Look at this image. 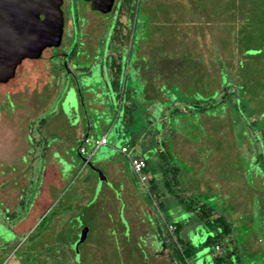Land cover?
<instances>
[{"label": "rangeland", "instance_id": "374dc122", "mask_svg": "<svg viewBox=\"0 0 264 264\" xmlns=\"http://www.w3.org/2000/svg\"><path fill=\"white\" fill-rule=\"evenodd\" d=\"M203 1L205 0H191L188 3L187 0H130L127 6L130 4L131 7L125 11L126 4H123L121 10V0H113L108 12L91 9L81 0H72L69 8L66 1V9H64L67 20L62 28L59 45L45 48L40 59L30 60L38 68L43 67L50 58L51 63L54 60L59 62L57 65L54 61L55 64L53 63L49 69L42 70L57 74L52 79V86L48 83L50 86L46 88L47 94L38 91L37 94L29 95L26 87L28 85L17 92L18 83L24 82L26 77L20 72L15 79L11 78L7 85L0 84V92L12 86L15 93L11 97L12 104L6 101L8 98L4 95L0 96V99L2 98V102L0 101V264H132L131 261L135 262L134 257L127 254L128 250L122 251L117 248V242L121 241V237L118 239V236L127 238L122 240L123 243L130 241L127 228L126 232L120 235L114 228L118 223L126 227L124 222L126 219L118 214V206L125 196L117 192L114 194V200L105 203L107 187L111 188V186L107 182L108 177L104 170L96 166V158L101 148L95 150L93 157L88 155V151L79 156L75 143L69 148L70 169L66 170L71 171L65 173L64 181L52 183L56 177L52 169L46 166V159L43 157L44 147L52 140H47L46 138L49 137L40 133L39 128L36 127L42 124L38 122L40 119L46 120L49 115H45L61 98L64 80L74 83L72 75L79 80L83 74L88 73L89 66L86 65L85 59L89 57L96 62L89 70L98 71V78L105 85V79L108 81L107 84L111 85V78H114L111 71L112 63H121L120 89H109L108 92L112 91L110 97L106 87L107 99L98 103L93 102L95 108L92 110L85 107L82 101L80 102L82 128L86 126L84 112L86 110V117L93 121L94 131L99 136L102 133L100 123H105L108 127L115 120L118 100L123 91L124 105L122 104L119 117L105 143L111 147L110 150L116 159L122 156L128 166L126 156L118 153V147L114 145L121 136L119 134L121 129L124 135L119 141L129 145L131 155L140 153L139 144L143 142H138L137 138L140 134L146 141L148 140L146 144L153 138L151 151L159 150L160 153L157 157L154 155L148 157L147 168L150 175L158 176L160 179L161 168L165 173L167 167H177L185 173V176L192 178L189 180L191 192L188 190L181 192V195L194 202L191 208L204 202L205 208L213 207L215 215L218 212L224 214L231 224L232 233L218 244L217 248H213L212 253L230 250L231 256L237 257V261L234 260L233 264H264V113H262L264 92L259 93L264 89L261 86V83H264V74L263 70L260 72L256 70V59L251 58V61H254L249 63L245 60L250 59L244 56L246 58L243 62L248 69L238 74L236 88L244 94L242 102H235L236 105L231 106L226 99H220L221 93L216 94L217 74H221L222 67L229 66L232 69L229 73L231 78L236 71L233 63L239 56L233 38L237 43L239 42L241 51L239 55L243 50L248 54H256L255 49L264 46V0H235L233 5L232 0H229L227 3L230 7L226 14L223 12L214 15L215 11L212 8L205 10L206 22H211L207 30L203 23L197 27L204 30H190L188 33H184L186 30L183 29L176 30L180 19L189 17L192 11L202 13ZM212 2L214 5L216 0ZM181 7L183 10H180ZM215 9L220 10L219 7ZM178 10L183 13L179 17ZM81 12L83 19L78 17L75 22L76 14ZM70 15L74 19L71 20ZM116 21H120L119 26L123 28L125 25L127 30L125 39L113 33ZM184 23L187 28L192 26L185 19ZM78 26L81 27L80 30ZM157 33L160 36L157 39H161L162 46L158 48L153 46L151 50L162 60L174 59L175 56L179 58L184 48L178 43L175 44L178 49L168 45L173 40L179 39L183 42L182 40L187 38L190 54L185 57L187 61L181 58L183 69H179L177 77L190 76L191 84L180 78L171 79L166 76L162 78L157 72H152L153 78L147 72V77L141 78L138 75L136 79L134 71L138 65L136 54L142 48L140 43L142 42L143 46L152 45L149 42L154 41ZM178 33L181 35L180 38L177 36ZM78 41L84 46L74 47V44H80ZM62 51L66 55L64 63L60 64L59 53ZM191 54L195 55L197 62L190 61L193 58ZM198 56H204L206 62L199 61ZM254 57L258 58L257 55ZM147 65L149 66L150 62ZM203 65L213 68L212 78L209 77L206 69L202 68ZM18 68L17 71H20V68L23 71L22 64L16 69ZM201 72L206 73H202V78H199ZM153 80L154 83L157 80L164 98L157 100V104L154 103L157 98L155 96L142 95L140 97L142 100H138L143 87L146 84L152 86ZM96 84L92 86L95 88ZM140 85H143L142 90ZM122 86L124 89L121 88ZM85 92L86 90L77 92L78 99L83 98L84 101ZM248 94L252 96L245 100L247 97L244 96ZM101 95L104 96V92H101ZM75 96L77 94H70L69 97L75 98ZM29 97L32 102L38 103L36 105L40 108L35 115V121L33 116L27 114L25 105ZM194 99L206 100L204 103L198 101L203 107L202 112L197 110ZM21 109L23 116L22 112L21 114L18 112ZM129 115L131 121L125 119ZM23 138L27 140L25 147H22L21 143L22 140L24 141ZM141 144H145V141ZM30 147H35L34 156L30 153ZM100 155L108 156L109 151ZM126 175L142 206L149 209L148 215L152 219L151 228L157 231V227L161 226H158L160 214L156 212L146 195L144 189L146 183H136L135 175L128 168ZM178 185L181 186L179 183ZM41 187L44 192L39 202L46 205V208L29 228L33 221L31 219L34 210L39 209V206L35 208L33 204ZM114 188L118 189L117 186ZM2 192L4 196L1 195ZM18 194L19 202L12 208L10 200ZM195 198L200 201H196ZM180 206L184 207L183 204ZM180 206L173 207L175 217L168 216V219L182 221ZM129 210L127 208L126 215L129 214ZM187 216L189 221L185 225L181 222L177 232L172 229L173 223L166 224L168 234L170 233L171 240L175 241L177 240L173 235L184 239L188 237L194 246L192 258L187 259L188 264H211L208 262L211 253L200 245L206 231L193 211L187 212L183 217ZM42 217L44 218L41 219ZM130 225L132 231L135 230L132 223ZM81 228L86 229L84 237L80 236ZM21 231L25 233L20 235ZM149 241L150 244L157 243L155 239ZM149 241L144 240V242ZM145 256L143 259L146 258Z\"/></svg>", "mask_w": 264, "mask_h": 264}, {"label": "crops", "instance_id": "0c3cea01", "mask_svg": "<svg viewBox=\"0 0 264 264\" xmlns=\"http://www.w3.org/2000/svg\"><path fill=\"white\" fill-rule=\"evenodd\" d=\"M191 1V0H187V3ZM208 1V2H207ZM227 1L229 0H216V3L213 5L212 0H205L203 1V11L202 13H196L193 12L190 14L189 17H185L184 19L186 21H189V23H191V27L187 28L186 26H184V19H180V21L178 22L179 27L177 26L176 30H186V32L184 31V33H188V31L190 30H204L201 27H197L198 25L202 24L205 25V30H207L206 28L209 27L208 25H211V22H206L205 19V10L208 9L210 10L211 8L214 9L215 14L214 15H220L224 12V14H226L228 12V8L230 7V4L227 3ZM235 0H232V5L233 2ZM231 2V1H230ZM183 7V6H182ZM180 8V10H183V8ZM219 7L220 10L216 11L215 8ZM224 7V9L222 8ZM177 14V16H181L183 13L180 12ZM223 10V11H222ZM212 11V10H211ZM209 12V11H208ZM186 13V12H184ZM158 15V12H157ZM201 15V16H199ZM234 15V14H233ZM180 24H182L183 26H181ZM156 32V31H155ZM158 32V30H157ZM178 38L181 37V35L178 33ZM159 33L156 34V37L154 39V41L149 42L152 45H145L142 44L141 41H139V43L142 45L141 50L136 54V59L138 61V65H136L135 67V74H136V79H138V75L142 78L144 76L147 77V72H149V76L153 78V74L154 73H160V77L165 78L164 76H166V78H171V79H178L180 78V80H184L185 81H189V79H191L190 76H181L182 77H177L178 76V71L179 69H183L181 67V63L180 60L182 58V60L187 61L185 59V57L187 55L190 54V50L187 47L188 42L186 41L187 38H184L181 42L179 39L177 40H173L171 44H169L168 46H170L171 48H176L178 49V46H175L176 43H178V45L180 47H183V51L182 54L180 55V57L178 58L177 56H175L174 59H169V58H165V59H161L160 56L158 55H154L153 51L151 50V48L154 47H159L162 46L161 43V39H157L159 38ZM175 39V38H174ZM80 42V41H78ZM83 43L81 44H74V47H83ZM166 47V45H164ZM70 47V45H69ZM186 47V48H185ZM193 55V54H191ZM197 56V55H196ZM177 57V58H176ZM204 56H198L199 61L202 60L204 62H206V60L203 58ZM188 58V57H187ZM195 55H193L192 60L190 61H196L195 60ZM150 59V61H149ZM197 59V58H196ZM85 62L87 66H89V68L87 69V71L96 63L93 61L92 57H89L87 59H85ZM150 62V65L148 66L147 63ZM197 62V61H196ZM94 63V64H93ZM121 65V63H119ZM102 66V64H101ZM34 67H36L33 71H29L26 75L24 82H22L21 84L18 83L17 86V92H20L21 89L23 90V88L28 87V94L29 95H33V94H37L38 91L40 93L43 94H47V89L51 84L52 86V79L53 77H56V73H52L47 72V71H40L37 69V66L34 65ZM202 68L206 69L209 77H211L212 75V67H208L203 65ZM201 69V67H200ZM154 72V73H152ZM19 71H16L14 77L12 79H15L18 75ZM104 75V72H102ZM202 73L205 74L204 72H201L199 74V78H202ZM218 75V74H217ZM121 76V72L119 77ZM213 77V75H212ZM211 77V78H212ZM157 78V77H156ZM196 79V77H193ZM126 80V77H125ZM158 80V78H157ZM157 80L154 83L153 80V85L149 86L148 84H146L144 87L143 85H140V89L142 90L143 87V92L141 91L139 93V98L136 97V99L138 98V100L140 99V97H142V95L145 96H155L157 98L156 101H154L155 104H157L156 102H158L157 100L159 99H163L164 97L162 96V92L160 90V86L157 82ZM169 80V79H168ZM197 80V79H196ZM106 82H108L105 79ZM189 83L191 84V81H189ZM80 91L82 92V90H85V88L83 87H79ZM121 88L124 89V86H122ZM63 92L61 93V98L59 99L58 103L54 106V108L52 110L49 111L48 114H46L45 116L49 115L46 120L40 119L38 122H42L41 125H36V127L39 128V132L46 135L49 138H46L47 140H52L50 141V144L46 147H44L43 152H44V158L46 159V166L48 165L51 169L53 174L55 175V179H53L52 183L54 182H62L64 181L63 176H65V173L70 172L71 170L67 171L66 169H70V162L69 159L71 158L69 155V148L71 146H73L75 143L77 145V148H79V146H83L84 148V152L81 154L78 152L79 156L84 155V153L86 151H88V155L89 156H94V152L97 149L101 148V151H99V155L96 158V166L97 167H101L104 170V173L106 174V176L108 177V184L111 186V188L107 187V196L104 198V201L106 204H108V202L110 200H114L115 197V193L119 192L121 194V196H125L123 201H121L122 199H119L121 201L120 205L118 206V214L123 215L124 218L126 219L125 225L126 227H123L121 224H117L114 228L116 230V233H119V235L122 233L126 232V228L128 229V234H129V240L130 241H126L125 243L122 242L123 239H125V236H118V239H120L121 237V241L117 242L118 244V249L122 250V251H127V254H130L131 256L134 257V261L131 263L132 264H175V262L173 261L171 255H170V249L167 247L166 245V241L163 240L162 236L167 238L168 241H171V234H168V230L166 227V224H170L175 222L174 219H168V216H172L175 217V211L173 209L174 206H180L181 204L178 202L177 198H175L174 196H172L171 194H169L168 192H166L163 188V184H162V178H158L152 177L150 175V172L148 171L147 168V160L148 157H151L152 155H154L155 157L159 156L160 151L157 150L152 152V141L153 138H151L152 140L150 141V143H147L143 136H141L142 134H140V136L137 138L138 142L144 143L145 144H139V143H135L136 145L139 144V149H140V153H134L137 156L142 157L143 159H145V163H146V167L144 170V173L146 175V180L144 182V186H145V192L146 195L148 196V198L150 199V203L155 207L156 212H159L160 214V221L158 222V226H163L164 227V231L162 230V227H157L158 230L154 231V229L151 228V217H149L150 215H148L149 209L148 208H144L138 198V195L134 192V189L132 188V184L130 183V180L128 179L127 175H126V168H128L129 171L132 172L130 165L128 163V166L126 165V163L123 160V157L121 156L120 158L116 159V156L114 154H112L111 152V147L106 145V141L108 138L109 133L111 132V129L114 125V123L116 122L117 118L119 117L118 115L120 114V111L122 109V104L124 105V99H123V91L120 94V98L118 100V108H117V112L116 115L114 117V121L111 122V124L106 127L105 123H100L101 125V129H102V133L97 136V133L94 131L93 128V121L91 119L88 118V116L86 117V110H84L85 112V122H86V126L83 129L82 128V124H81V117L79 114L80 111V102L82 101L83 104H85V107H88L90 110H92L93 108H95V105L93 102H101L98 101L93 95H91V93L85 92V95L83 98L78 99V93H77V86L75 83L72 82H68L67 79L64 80V85H63ZM69 91L71 94H77V96H75V100H76V105H77V111H78V119H75V113L73 110L66 108V106L64 105V96L66 94V92ZM114 96V95H113ZM128 98V97H127ZM154 98V97H153ZM115 100V97H114ZM142 100V99H140ZM127 101V100H126ZM174 101V100H172ZM171 101V103H172ZM126 103V102H125ZM38 103L36 102H32V100H30V97L27 99L26 102V108H27V114L31 115L32 118H34V121L36 120V114L39 111L40 108L37 107ZM24 106V107H25ZM23 109L19 110L18 112H22ZM24 115V113L22 112V116ZM124 115L125 113L122 115V119H124ZM35 116V117H34ZM33 120V119H31ZM158 123V122H157ZM19 127V125H18ZM35 127V126H34ZM120 129V128H119ZM121 136L118 138L117 141H115L114 145H116L118 147V153L119 152V147L122 145H126L128 148L129 145L127 143L121 142L119 141V139H121L124 135L123 130L121 129V132L119 133ZM104 137L105 142L101 143L99 145H97L96 147L94 146V141L98 140L101 137ZM86 138L87 141L84 142L81 138ZM24 139V138H23ZM55 142H54V141ZM27 140L24 139V141L22 140V147H25ZM27 145V144H26ZM91 145V146H89ZM35 146V145H34ZM89 146L88 150L87 147ZM31 151L30 153L35 154V147H30ZM109 151V155H100V154H106V151ZM36 157V156H35ZM126 159V158H125ZM133 173V172H132ZM134 174V173H133ZM135 175V174H134ZM160 177H161V172H160ZM136 178V177H135ZM158 178V179H156ZM25 182L26 180L24 178H22ZM192 178H189V176H185L184 172L180 171V174L178 176V181L179 184H181V188L183 191H190L191 189L190 184H189V180ZM186 180L188 182H186ZM136 183H138L137 179H136ZM158 183L160 185H158ZM51 185V183L49 184ZM114 186H117L118 189L114 188ZM3 190V189H1ZM46 190V189H45ZM117 190V191H116ZM164 191V192H163ZM43 187H41L40 193L38 194V196L35 199V203L33 204V206H39V209L34 210V214L32 215V223L30 226L33 225L34 222H36L37 218H39L45 211V206L44 204H41V202H39L40 198L43 196ZM191 192V191H190ZM193 192V191H192ZM1 195H3V192L1 193ZM4 196V195H3ZM19 194L17 196L14 197V199H11V207L13 208L14 206H16L19 202ZM4 201V200H3ZM7 206H9L7 204ZM32 206V207H33ZM127 208H129V214L126 215L127 213ZM181 210V214L183 212V206L179 207ZM183 218V217H182ZM115 223H117V221H115ZM132 223L133 227L135 228V230L132 231V226L129 224ZM28 228V227H27ZM28 228V229H29ZM26 229V230H28ZM25 230V231H26ZM25 231H21L22 233H19L20 235L25 233ZM18 235V236H20ZM174 239H176L178 241V238L176 235H173ZM127 239V238H126ZM154 240L157 241L156 245L150 244L149 240ZM144 240L149 241V242H144ZM185 240H187V244L188 245H192L191 242L188 240V237H185ZM175 241V240H173ZM131 246V247H128ZM193 246V245H192ZM155 249H157V251H155ZM146 255V256H145ZM143 256H145L146 258L143 259ZM192 258V257H191ZM144 260V262H142ZM141 261V262H140ZM189 262L187 261L186 264H188ZM130 264V263H129Z\"/></svg>", "mask_w": 264, "mask_h": 264}, {"label": "water", "instance_id": "95a60500", "mask_svg": "<svg viewBox=\"0 0 264 264\" xmlns=\"http://www.w3.org/2000/svg\"><path fill=\"white\" fill-rule=\"evenodd\" d=\"M88 1L93 9L101 12H108L113 4V0ZM61 2L62 0H0V83L14 77L22 59L36 60L44 48L59 45L63 26ZM87 72L79 80L72 75L77 92H80L81 86L98 101L107 99L108 94L111 97L112 91L108 92L111 86L107 82L105 85L98 78V71ZM94 84L97 85L95 88L92 86ZM101 92L105 95H101ZM70 94L69 91L66 92L64 105L74 111L77 120L76 100L70 98ZM85 234L86 229L81 228L80 236L84 237Z\"/></svg>", "mask_w": 264, "mask_h": 264}, {"label": "trees", "instance_id": "16d2710c", "mask_svg": "<svg viewBox=\"0 0 264 264\" xmlns=\"http://www.w3.org/2000/svg\"><path fill=\"white\" fill-rule=\"evenodd\" d=\"M129 2H130V0H121L120 9L122 10L123 4H126V6H125V11H126L129 7H131L130 4L127 6V4ZM119 23H120V21H116L117 27H120ZM233 39H234V44H235L236 49H237V56H239L237 61L233 63L236 71L234 72L233 77L231 78L229 76L231 68H229V66H227V64H226L227 68L222 67V70L220 71L221 74L219 73L218 77H217L218 78L217 79L218 80L217 81L218 87H217V91H216L217 92L216 94H218V95L221 93L220 99H223V98L226 99L227 102L231 106H235L236 105L235 102H240L242 100L243 95H244V94H241L237 90L236 86L238 85V79L237 78H238V74L240 73V71H242L244 69H248V68H246L247 66L244 65L245 62L251 63L252 61H254L256 59L255 60V64H256V68H257L256 70L258 72L263 70L262 73L264 74V46L260 47L258 49H255L256 54H248V53L244 52L245 50H243L242 54L239 55L240 54L239 53L240 48L238 45L239 42L237 43L235 38H233ZM254 55H257L258 58H255ZM244 56H246L250 60L246 61L245 60L246 57H244ZM251 58L254 60L251 61ZM243 59L245 60V62H243ZM114 66H115V69H113ZM111 71L114 74L113 75L114 78H111V85L110 86L113 90H115V89L119 90L120 89V86H119L120 85V77H119V75L121 72L119 62H117V63L113 62L112 63ZM259 83H261V82H258V84ZM261 86L264 88V83H261ZM261 90H262V92H261ZM261 90L260 91L258 90L259 93L264 92V89H261ZM251 96H252V94H248V96H244V97H247L245 100H247ZM200 97L202 98V96H200ZM198 101L204 103L206 100L194 99V104L197 106L196 107L197 110L202 112L203 107L200 106ZM212 101H214V100H212ZM233 101H234V104H233ZM214 104H216V103H214ZM189 105H191V104H189ZM125 106H126V104H125ZM262 113H264V112H262ZM125 119H128V121H131V115H129L128 118L125 117ZM165 170H166V172L164 173L163 168H161L162 184H163L164 190L166 192H168L169 194H171L172 196H174L175 198H177V200L180 204L184 205L183 212L181 215L185 216L187 214V212L190 213L191 211H193L198 222L201 225H203V227L206 231V235H205L204 239H202V241L200 242V245L202 248H205V250L207 252L211 253L208 262L211 264H233L234 260L237 261L236 256H231L230 250H225L221 253H217V252L212 253V249L214 248V246L215 245L218 246V244H221L223 242V240L233 231L232 226L229 223L227 217L224 214L219 213L218 211H217L218 213L215 215L214 214L215 209L211 206H208L205 208L204 202H201V204L199 206H194L191 208V206L194 204V202H192L190 199H187L183 195H181V192H183V190L178 185V183H179L178 182V176L180 174V169H178L175 166H169ZM195 199H196V201H200L197 198H195ZM203 208H205V210H203ZM43 218L44 217H42L41 219H43ZM188 221H189L188 216L183 217L182 221H181L182 225H185ZM181 222L180 221L173 222L174 229L176 232L180 229V225H181L180 223ZM162 230L164 231L163 226H162ZM162 238L164 241H166L165 243H166L167 247L170 249V255H171L173 261L175 262V264H186L187 259L192 257V254L194 251V246L188 245L187 240H185L184 238H178V241H173V240L168 241L166 236L165 237L162 236Z\"/></svg>", "mask_w": 264, "mask_h": 264}, {"label": "flooded vegetation", "instance_id": "af4514ba", "mask_svg": "<svg viewBox=\"0 0 264 264\" xmlns=\"http://www.w3.org/2000/svg\"><path fill=\"white\" fill-rule=\"evenodd\" d=\"M66 1L68 2V7L70 8V6H71V2H72V0H62V2H61V5H60V9H61V11H62V18H63V25L66 23V20H67V17L65 16V3H66ZM81 1H83V2H85V5L86 6H88L89 8H91V9H93V7H92V5H91V3H90V1H88V0H81ZM65 8V9H64ZM81 15H83V13L81 12V13H78V15L76 14V19H75V22H77V18L79 17H81L82 19H83V16H81ZM70 18H71V20L72 19H74L73 17H72V15H70ZM126 18V17H125ZM126 21V20H125ZM124 25V24H123ZM73 26V25H72ZM79 26H81V25H79ZM78 26V29L80 30V28L81 27H79ZM117 26L115 25V27H114V29L116 28ZM62 28H63V26H62ZM123 27H117L115 30H113V33L115 32L116 33V36H118V37H123V39H125V37H126V33H127V30H126V28H125V25H124V30L122 29ZM82 29H84V26H82ZM117 31V32H116ZM112 33V34H113ZM111 37H112V35H111ZM47 48H49V47H47ZM45 49V48H44ZM44 49L42 50V52L44 51ZM42 52H41V54H42ZM65 52H60L59 53V56H60V59H59V61H60V64L63 62L64 63V60H65V55L66 54H64ZM41 54H40V56H41ZM40 56H39V58L38 59H40ZM30 60L31 59H22L21 61H20V63L19 64H22V67H23V71H21V68H20V73H22L23 75H26L29 71H33L36 67H34V65L30 62ZM54 60V59H53ZM55 61V60H54ZM53 61V63L55 64V62H57V61H55L54 62ZM53 63H51V58H50V60H48V62L46 63L45 62V64L43 65V67H37V69L38 70H40V71H42V70H45L46 68L47 69H49V67H51V65H53ZM32 64V65H31ZM59 64V62H57V65ZM54 66H56V65H54ZM17 70H19V68L17 69ZM6 85L9 83V80L8 81H6V82H4ZM0 84H2V83H0ZM15 93H14V90H13V88H12V86L11 87H8L5 91H3V92H0V96H5L6 98H8V99H6V101H8L9 103H11L12 104V100H11V97H12V95H14ZM0 101L2 102V98L0 99ZM5 109V108H4Z\"/></svg>", "mask_w": 264, "mask_h": 264}, {"label": "built area", "instance_id": "2783aa9c", "mask_svg": "<svg viewBox=\"0 0 264 264\" xmlns=\"http://www.w3.org/2000/svg\"><path fill=\"white\" fill-rule=\"evenodd\" d=\"M84 142L87 141V139L81 138ZM105 139L102 136L101 138H99L98 140L94 141V146L96 147L97 145L104 143ZM79 153H83L84 152V148L83 146H79L78 148ZM119 152L121 154H123L124 156H126L130 168L132 170V172L135 174V177L137 179V181L140 184H144L145 180H146V175L144 173L145 167H146V163H145V159H143L140 156L137 155H131L129 152V148L126 145H122L119 147ZM169 226V225H168ZM172 229H174V226L172 227ZM214 248H217V245L214 246Z\"/></svg>", "mask_w": 264, "mask_h": 264}]
</instances>
